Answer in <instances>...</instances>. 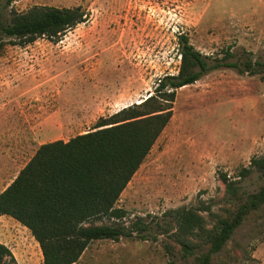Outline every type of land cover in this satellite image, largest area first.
Instances as JSON below:
<instances>
[{
  "label": "rangeland",
  "instance_id": "1",
  "mask_svg": "<svg viewBox=\"0 0 264 264\" xmlns=\"http://www.w3.org/2000/svg\"><path fill=\"white\" fill-rule=\"evenodd\" d=\"M35 5L82 6L89 14L58 42L40 38L0 54V85L29 83L48 93L51 140L92 130L100 119L140 103L161 77L177 74L181 34L212 65L239 63L238 68H214L176 91L168 125L123 191L118 206L128 211L124 221L142 217L149 222L146 239L135 233L92 241L76 263L197 264L182 255L176 229L162 215L181 206L208 207L201 213L211 227L215 215L233 210L221 175L233 177L252 157L264 155V0L13 2L18 11ZM228 50L233 56L225 59ZM248 59L260 62L256 67L262 72L239 71ZM38 147L36 142L24 150L19 170ZM240 184L254 192L264 177L254 172ZM0 242L10 247L18 264H43L39 243L10 216L0 217ZM212 264H264V207L246 218Z\"/></svg>",
  "mask_w": 264,
  "mask_h": 264
},
{
  "label": "trees",
  "instance_id": "2",
  "mask_svg": "<svg viewBox=\"0 0 264 264\" xmlns=\"http://www.w3.org/2000/svg\"><path fill=\"white\" fill-rule=\"evenodd\" d=\"M14 1L0 0V54L8 46L26 47L40 38L58 42L89 16L82 6L35 5L18 11ZM179 51L177 74L161 77L140 103L100 119L92 130L67 141L41 144L0 193V216H10L30 230L40 245L43 264H76L90 243L99 239L119 240L135 233L146 239L150 223L139 217L127 224L128 211L118 202L168 125L176 91L214 68L239 67L238 62L212 65L210 57L184 34L179 36ZM232 56L228 50L224 58ZM260 65L248 59L239 71L259 73L262 71L256 66ZM254 172L264 177V155L252 157L233 177L221 175L233 210L226 216L215 215L211 227L201 213L208 207L181 206L163 213L169 228L176 229L184 257H194L197 264H212L246 218L264 207V184L254 192L240 184ZM155 223L161 225L159 220ZM0 264H18L13 251L2 242Z\"/></svg>",
  "mask_w": 264,
  "mask_h": 264
},
{
  "label": "crops",
  "instance_id": "3",
  "mask_svg": "<svg viewBox=\"0 0 264 264\" xmlns=\"http://www.w3.org/2000/svg\"><path fill=\"white\" fill-rule=\"evenodd\" d=\"M0 88L1 193L18 175L19 161L21 155L25 154L24 150H28L30 146L35 147L36 142L40 146L54 140L50 139L53 123L51 108L45 98L48 93L32 87V84L30 86L29 83L18 87H6L3 83ZM64 107L60 106V109ZM58 114L62 113L56 114L60 119Z\"/></svg>",
  "mask_w": 264,
  "mask_h": 264
}]
</instances>
